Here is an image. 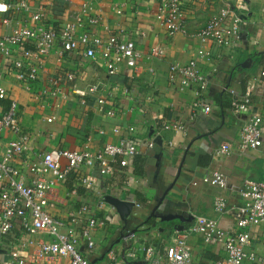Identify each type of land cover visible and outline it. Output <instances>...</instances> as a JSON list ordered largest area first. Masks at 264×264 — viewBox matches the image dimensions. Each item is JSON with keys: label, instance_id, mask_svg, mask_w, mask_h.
<instances>
[{"label": "crops", "instance_id": "crops-1", "mask_svg": "<svg viewBox=\"0 0 264 264\" xmlns=\"http://www.w3.org/2000/svg\"><path fill=\"white\" fill-rule=\"evenodd\" d=\"M33 1L34 10L38 4L43 5L47 23L57 27L77 19L85 24L90 16L100 17L97 25L89 27L93 34L109 38L123 33L136 41L143 57L136 67L123 64L116 75L109 77L101 62L90 63L82 56L74 58L72 51H66L62 60L57 61L62 49L58 42L32 88H28V81L18 80L6 61L1 60L0 73L8 96L0 100V116L7 110L11 98L16 99L22 110V128L31 135L30 151L17 159L23 170L26 171L27 158L35 159L39 152L55 148L96 150L108 142H117L120 136L161 139V143L155 140L154 148L139 146L138 154L128 167L116 164L113 173L107 177L100 176L98 168L93 170L105 196L121 199L129 196L140 206L135 205L124 220L106 201L105 206L98 209L100 219L105 222L93 231L95 247L89 250L83 244V253L95 263H104L108 251L113 249L121 260L126 247L122 236L130 232L135 233L133 245L152 242L164 251L174 227L183 224L188 229L197 222L198 216L216 218L224 230L233 232L245 206L237 189L245 179L264 178L262 150L242 151L238 148L243 118L231 112L229 93L231 87L250 93L253 109L264 114V0H183L187 31L175 35H169L157 20L162 0ZM86 3L92 7L89 15L83 13ZM226 5L243 16L242 38L233 46L210 42L213 55L209 60L200 58L198 49L202 43L198 33ZM117 9L122 10L121 14ZM85 29L83 26L79 32ZM9 30L10 26L0 19V36ZM158 46L165 49L164 55L156 52ZM192 59L197 60L208 81V96L214 106L210 114L192 110L196 98L194 85L183 88L170 80L172 63L185 64ZM247 60L249 65L242 66ZM79 66L85 68V75L77 78L72 86L85 89L98 79L111 81L115 87V117L98 110L93 99L82 103L78 94L68 99L62 95L48 98L45 90L52 86L51 79L65 77L68 71L76 72ZM63 84L64 90L69 92L71 84ZM50 116H54L53 122H48ZM177 120L186 123L187 134L163 128L165 123ZM116 127L120 129L119 133L114 131ZM12 137L14 133L9 130L0 132V152ZM224 143L231 144L232 152L217 154V149ZM212 171L223 172L229 186L221 188L204 182L205 174ZM49 196L56 203L54 212L62 218H67L69 211L84 201L88 200L95 207L99 200L96 193L79 184L76 172L53 188ZM217 196L228 200L223 213L214 210ZM158 204L161 214H182L185 218L193 216V219L162 222L151 216ZM251 232L253 246L262 252L260 238L264 236V223L253 226ZM17 235H22L18 223L9 240L14 241ZM188 243L192 264H213L227 255L223 242H206L198 233L189 234ZM33 264H68V259L46 258Z\"/></svg>", "mask_w": 264, "mask_h": 264}, {"label": "built area", "instance_id": "built-area-1", "mask_svg": "<svg viewBox=\"0 0 264 264\" xmlns=\"http://www.w3.org/2000/svg\"><path fill=\"white\" fill-rule=\"evenodd\" d=\"M32 1L0 0V19L3 24L10 26V30L0 36V65L1 60H5L18 80L29 82L28 88H32L39 79L45 60L54 52L58 42L62 49L58 52L57 61L62 60L66 51H72L74 58L82 56L90 63L101 62L109 77L116 75L123 64L136 67L142 59L143 54L137 48L136 41L127 38L122 32L119 36L112 35L109 38L93 34L90 28L100 22V17L90 16L85 24L77 19L57 27L47 23L44 6L38 4L34 10ZM91 10L90 4L83 5L84 14ZM117 12L121 14L122 10L117 9ZM186 18L183 0H162L158 7L157 20L169 35L186 32ZM242 21L241 14L224 6L199 31L202 46L198 49V56L208 60L211 58L210 42L218 46L235 45L242 38ZM83 26L86 29L79 32ZM155 50L161 55L165 53L162 46ZM85 71L83 66H79L76 72L68 71L65 77L51 79L52 86L45 90L48 98L55 99L62 95L68 99L78 94L82 103L93 99L98 110L115 117V87L110 80L98 79L85 89L72 86L77 78L85 75ZM169 76L172 82H178L183 88L188 85L196 87L193 111L199 109L206 114L213 111L214 106L208 96V81L196 59L185 64L172 63ZM63 83L71 84L69 92L64 90ZM229 93L231 112L243 118L238 133V148L242 151L262 150L264 159V114L253 109L250 93L235 87H231ZM7 96L0 73V100ZM21 113L19 102L11 98L7 110L0 116V132L9 130L14 133V137L7 141L0 152V264H33L46 258L59 257L68 259V264H192L188 243V236L192 233L201 234L206 242L224 243L226 257L213 264H264V236L260 238L263 251L259 252L253 246L254 236L251 232L253 226L264 223V178L245 179L237 189L245 206L233 232L224 230L216 218L198 216L197 222L188 229L173 232L164 251L152 242L133 245L131 242L135 233L130 232L122 236L126 247L121 260L111 249L104 263L91 261L83 253L81 245L85 244L89 250L95 247L93 231L105 222L100 219L98 209L106 204L99 178L92 173L93 170L98 168L100 176L107 177L113 173L116 164L128 167L138 154L139 146L155 147V137L132 139L120 136L117 142H108L96 150L87 147L55 148L39 152L35 159L27 158L24 171L17 159L30 151L31 135L22 128ZM47 120L53 122L54 116ZM163 128L183 134H187L188 130L183 120L167 122ZM114 131L119 133L120 129L116 127ZM231 152V144L224 143L216 153L229 155ZM72 172H76L79 184L96 193L99 200L95 207L88 200L84 201L70 210L67 218H62L54 212L56 203L49 193L60 183L66 182ZM203 181L221 188L229 186L227 176L220 171L206 173ZM73 191L76 193V189ZM131 199L125 197V200ZM131 201L137 207L140 206L135 200ZM227 206L228 200L224 196L215 198L216 212L223 213ZM16 223L22 229V235L10 241ZM139 260L141 262H137Z\"/></svg>", "mask_w": 264, "mask_h": 264}, {"label": "water", "instance_id": "water-1", "mask_svg": "<svg viewBox=\"0 0 264 264\" xmlns=\"http://www.w3.org/2000/svg\"><path fill=\"white\" fill-rule=\"evenodd\" d=\"M249 65L248 60L243 62L242 66L247 67ZM155 140H157L159 143H161V139L159 137L155 138ZM105 199L107 202H109L110 204H112L117 211L120 213V216L126 220V217L128 215H130L133 212V208L135 206V202L131 201V200H125V199H121L115 196H105ZM162 203V200L160 202V204ZM160 204H158L153 212L151 213V216L160 219L162 222L163 221H170V220H174V219H181L182 221H187V220H192L193 216H190L188 218H185L182 214H161L158 212L159 206ZM175 230H179L182 231L185 229V225L181 224V225H176L174 227ZM174 230V231H175Z\"/></svg>", "mask_w": 264, "mask_h": 264}]
</instances>
